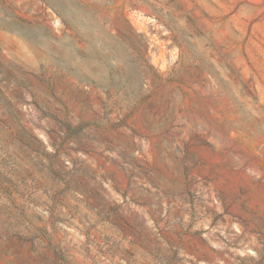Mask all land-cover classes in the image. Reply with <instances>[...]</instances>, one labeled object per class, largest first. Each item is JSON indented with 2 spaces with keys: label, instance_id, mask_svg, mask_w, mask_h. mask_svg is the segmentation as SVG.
Instances as JSON below:
<instances>
[{
  "label": "rangeland",
  "instance_id": "1",
  "mask_svg": "<svg viewBox=\"0 0 264 264\" xmlns=\"http://www.w3.org/2000/svg\"><path fill=\"white\" fill-rule=\"evenodd\" d=\"M0 264H264V0H0Z\"/></svg>",
  "mask_w": 264,
  "mask_h": 264
}]
</instances>
